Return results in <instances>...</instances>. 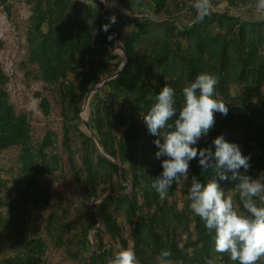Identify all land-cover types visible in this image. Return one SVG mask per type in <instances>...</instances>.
Segmentation results:
<instances>
[{"label": "trees", "instance_id": "1", "mask_svg": "<svg viewBox=\"0 0 264 264\" xmlns=\"http://www.w3.org/2000/svg\"><path fill=\"white\" fill-rule=\"evenodd\" d=\"M24 1L31 8L27 61L36 66L37 78L54 92L60 106L73 188L83 202L108 190L122 192L94 203L100 224L93 231L97 250L89 264H108L121 248H133L141 264H155L164 249L170 250L174 263L205 264L213 259L215 264H233L226 254L214 252L212 235L190 211V181L174 184L165 200L152 188L163 169L155 159L157 137L148 133L142 113L165 84L175 89L179 108L185 85L201 73L215 74L216 91L228 114H215V126L197 147L214 150L212 141L223 135L250 157V168L240 173L256 177L264 172V15L244 16L255 10L256 0H211V13L202 21L195 18L194 0H109L106 5L103 0ZM0 2L9 9V0ZM113 15L117 22L104 31L102 26ZM115 44L124 48L126 62L94 89L124 60L112 48ZM7 81L0 65V152L18 150L11 173L0 170V264H42L49 246L64 248L73 260L82 256L88 264L89 230L98 223L92 207L84 212L77 244L69 237L65 209L48 212L39 232L30 229L25 207L48 210L50 192L43 177L56 175L61 162L53 131L33 141L30 118L10 101ZM87 92L93 137L120 166L99 153L84 127L80 111ZM40 95V109L48 114L51 101ZM72 133L80 139L83 172L75 164ZM189 170V179H217L225 194L239 203L234 189L238 181L202 171L198 159L190 161ZM102 176L109 186H101Z\"/></svg>", "mask_w": 264, "mask_h": 264}, {"label": "clouds", "instance_id": "2", "mask_svg": "<svg viewBox=\"0 0 264 264\" xmlns=\"http://www.w3.org/2000/svg\"><path fill=\"white\" fill-rule=\"evenodd\" d=\"M197 21L210 15L211 0H194ZM256 11L264 15V0H256ZM103 25L108 31L116 17ZM111 39V37H109ZM219 78L204 72L181 90L182 105L177 107L175 89L165 84L156 94L154 103L142 113L143 123L150 135L157 137L155 159L161 160L162 172L152 188L165 200L174 184L190 181L189 209L198 217L204 229L212 235L214 252L227 255L233 264H264V172L258 176L240 173L250 168V157L242 154L239 146L217 136L212 147H197L215 126V114H228V107L216 91ZM163 158V159H162ZM198 159L202 171L211 170L219 180L238 181L235 190L238 200L226 195L215 178L202 182L196 176L189 179L190 161ZM231 173V176L228 175ZM242 206V207H241ZM170 250H161L155 264H174ZM108 264H141L133 248H121ZM205 264H215L206 259Z\"/></svg>", "mask_w": 264, "mask_h": 264}, {"label": "rangeland", "instance_id": "3", "mask_svg": "<svg viewBox=\"0 0 264 264\" xmlns=\"http://www.w3.org/2000/svg\"><path fill=\"white\" fill-rule=\"evenodd\" d=\"M10 7H6L0 2V65L8 76L6 89L9 99L18 112L26 113L31 122L32 139L38 142L46 132L51 130L55 137V151L60 156L61 168L54 176L43 177L49 187L50 201L47 211L40 212L31 210L26 206L28 223L32 231L39 232L45 222L48 212L52 210L65 209L67 220L70 223L69 237L73 244H77L80 233V224L84 217V212L91 207V200L83 202L80 192L73 188L71 183V171L68 164V153L64 145L62 131V117L60 106L54 92L44 89L43 82L36 76V66L27 61L26 36L28 30V20L31 14L30 5L24 0H9ZM245 17H260V13L255 10L245 12ZM118 52L121 53L119 49ZM46 95L50 101V111L44 114L40 109L41 95ZM87 116V109L84 113ZM70 145L74 152L75 164L78 170L83 172L80 161V139L77 134L72 133ZM18 150L15 148L0 152V170L4 174H10L15 168ZM190 176V170H189ZM107 177L102 176L101 186H109ZM185 185L187 182H181ZM106 191L102 196L106 197ZM106 195V196H105ZM102 196L96 197L95 202H99ZM183 199L179 198L178 205L182 206ZM109 237H104L107 243ZM108 247V245H107ZM3 250L0 248V255ZM42 264H83V257L76 260L70 259L64 248L49 246L47 249L46 261ZM174 264H179L174 263Z\"/></svg>", "mask_w": 264, "mask_h": 264}, {"label": "water", "instance_id": "4", "mask_svg": "<svg viewBox=\"0 0 264 264\" xmlns=\"http://www.w3.org/2000/svg\"><path fill=\"white\" fill-rule=\"evenodd\" d=\"M103 2H104V5H106V4L109 2V0H103ZM105 44H106V43H105ZM112 48H113V49H119V50L121 51V53L123 54V56H124V60H123V62L120 64V66L116 69V71H115L111 76L105 78L101 83L97 84V85L94 87V89L97 88V87H99V86H101V85H103L104 82H105L106 80H108L109 78L115 76V75L120 71V69L124 66V64H125V62H126L127 56H126V54H125V52H124V48L122 47V45H120V44H115ZM110 49H111V48H110ZM89 96H90V92H87V94H86V96H85V98H84L83 105H82V107H81V111H80V116H81V119H82V121H83L84 127H85V129L87 130L89 136H90L91 139H92V142L94 143V145H95V147L97 148V150L99 151V153H101L102 155L106 156V157H107L108 159H110L111 161L116 162L111 156L107 155V154H106L104 151H102V149L98 146L97 142L95 141V139H94V137H93V134H92V131H91V129H90V126H89V124H88L87 116H86L85 114H83V113H84V110H85L86 107H87V102H88ZM116 163L119 165L118 162H116ZM119 166H120V165H119ZM121 172H122V170H121V168H119V175H120V176H121ZM126 183L129 184L128 182H126ZM128 189H129V187H128L125 191H127ZM125 191H124V192H125ZM121 193H122V192H109L108 194H121ZM108 194H106V195H108ZM106 195H105V196H106ZM103 197H104V196H102L101 198H103ZM95 200H96V198H92V199H91V207H92L93 211L96 213V215H97V217H98V223L96 224V226L92 227V228L89 230V238H90V241H91V244H92V250H91V253H90L89 257H88V264L90 263V258H91L92 253H94V252L97 250V249H96L95 242H94V234H93V231H94V229L100 224V218H99V216H98V214H97V212H96V210H95V207H94Z\"/></svg>", "mask_w": 264, "mask_h": 264}]
</instances>
